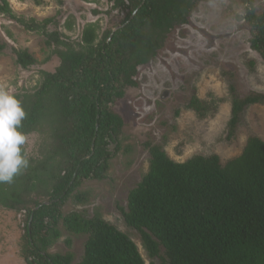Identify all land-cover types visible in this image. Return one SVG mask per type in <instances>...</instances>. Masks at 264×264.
Segmentation results:
<instances>
[{
	"label": "trees",
	"instance_id": "obj_1",
	"mask_svg": "<svg viewBox=\"0 0 264 264\" xmlns=\"http://www.w3.org/2000/svg\"><path fill=\"white\" fill-rule=\"evenodd\" d=\"M241 1L251 48L264 60V11L257 0ZM109 2L113 10L125 11L121 27L106 29L100 38L99 23L90 22L81 39L71 40L59 28L50 29L58 24L54 17L27 18L15 13L9 0H0V15L45 36L59 58L54 71L42 70L34 89L10 93L26 112L20 129L26 137L46 130L51 140L40 159L28 157L24 144L29 166L12 183H0V206L24 213L27 264H146L136 242L117 226L98 215H65L62 206L85 180L107 177L117 152L109 143L117 142L125 124L113 106L138 85L140 67L158 55L171 31L190 23L198 0ZM9 52L23 69L40 64L28 48L0 38V55ZM231 91L229 138L244 110L264 102V93L242 97L233 84ZM188 106L205 114L197 95ZM144 145L149 169L129 191L122 212L151 259H159L151 264H264V139L251 135L241 154L226 163L216 153L178 162L162 144ZM60 226L87 236L76 263L72 252L50 251Z\"/></svg>",
	"mask_w": 264,
	"mask_h": 264
},
{
	"label": "rangeland",
	"instance_id": "obj_2",
	"mask_svg": "<svg viewBox=\"0 0 264 264\" xmlns=\"http://www.w3.org/2000/svg\"><path fill=\"white\" fill-rule=\"evenodd\" d=\"M15 13L42 20L54 17L65 38L81 39L90 22L103 32L120 27L125 11L113 10L109 0H9ZM264 11V0H257ZM98 11V12H97ZM241 0H198L190 23L169 34L164 47L146 65L140 67L138 85L127 88L125 96L113 107L125 121L117 142L111 141L107 177L85 180L65 201V215L78 212L87 217L101 216L127 233L139 246L146 264L151 259L140 233L130 227L122 212L129 191L147 173L150 153L145 142L162 144L168 155L184 162L196 154H218L222 163L238 156L248 138L264 139V102L249 105L229 138L233 93L239 96L264 93V60L251 48V31L244 18ZM67 23L72 24L69 29ZM0 38L16 47L28 48L40 61L30 70L23 69L9 52L0 55V87L9 93L34 89L42 79V70L54 71L59 58L45 42L46 37L26 30L15 20L0 15ZM197 95L205 103L200 116L188 104ZM47 131H37L26 139L27 156L42 158L48 145ZM119 146V148H117ZM25 216L0 206V264H27L22 255ZM61 236L50 247L52 253L72 252L74 263L84 252L87 236L69 232L60 226Z\"/></svg>",
	"mask_w": 264,
	"mask_h": 264
},
{
	"label": "clouds",
	"instance_id": "obj_3",
	"mask_svg": "<svg viewBox=\"0 0 264 264\" xmlns=\"http://www.w3.org/2000/svg\"><path fill=\"white\" fill-rule=\"evenodd\" d=\"M26 112L20 101L0 87V183H12L29 166L22 153L26 134L21 131Z\"/></svg>",
	"mask_w": 264,
	"mask_h": 264
},
{
	"label": "water",
	"instance_id": "obj_4",
	"mask_svg": "<svg viewBox=\"0 0 264 264\" xmlns=\"http://www.w3.org/2000/svg\"><path fill=\"white\" fill-rule=\"evenodd\" d=\"M136 12H137V11L134 12V15L136 14ZM120 27H121V26H120ZM118 28H119V27H118ZM118 28L114 29L113 32L116 31Z\"/></svg>",
	"mask_w": 264,
	"mask_h": 264
}]
</instances>
